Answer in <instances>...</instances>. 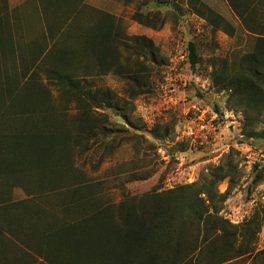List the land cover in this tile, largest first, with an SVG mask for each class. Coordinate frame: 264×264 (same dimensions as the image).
Here are the masks:
<instances>
[{
	"label": "trees",
	"instance_id": "1",
	"mask_svg": "<svg viewBox=\"0 0 264 264\" xmlns=\"http://www.w3.org/2000/svg\"><path fill=\"white\" fill-rule=\"evenodd\" d=\"M38 1L43 34L24 41L18 9L12 13L0 0V264H264L257 247L264 206L263 214L236 224L212 204L227 198L216 191L227 176L222 167L208 183L127 193L118 203L104 181L83 173V155L99 168L120 144L104 110L125 113L150 90V74L164 57L152 39L126 35L114 14L85 0ZM227 1L256 41L234 62L214 58L212 81L227 106L242 111L245 134L264 140V127L254 128L264 122V0ZM85 9L95 12L89 26ZM197 11L234 32L210 7ZM134 18L157 26L161 15ZM189 58L194 67L200 62L194 42ZM89 68L122 76L129 98L94 85ZM257 178L264 180V171Z\"/></svg>",
	"mask_w": 264,
	"mask_h": 264
},
{
	"label": "rangeland",
	"instance_id": "2",
	"mask_svg": "<svg viewBox=\"0 0 264 264\" xmlns=\"http://www.w3.org/2000/svg\"><path fill=\"white\" fill-rule=\"evenodd\" d=\"M85 1L114 14L126 35L152 39L160 48L164 64L152 70L150 90L132 99L125 113L118 109L104 110L113 123L116 142L120 144L111 155L108 153L99 168L94 167V158L83 155L80 158L84 164L83 173L104 181L108 198L118 203L127 193L208 183L216 168L222 167L227 176L216 185V191L220 195L228 193L227 198L221 201L218 195L212 203L220 214L236 224L249 220L258 212L263 214L264 180L256 179V175L264 171V140L245 134L250 127H246L242 111L228 107L226 93L219 91L212 81L214 58L234 62L251 51L256 41L228 1ZM8 2L12 13L17 8L22 18L19 38L26 41L43 34V25L38 19V0ZM201 4L227 19L234 32L230 34L203 18L197 11ZM85 10L83 22L86 26L95 12ZM137 12H157L161 20L157 26H149L134 18ZM191 42L195 43L200 58L195 67L189 58ZM142 59H136L135 63ZM89 73L94 85L112 89L119 98H129L122 76L113 72L100 74L91 69ZM40 75L42 81L49 84L45 72ZM48 89L54 97H59L54 85H48ZM70 105L75 106L74 103ZM263 127L264 122L254 128L261 130ZM101 152L102 148H98L95 156L98 158ZM133 178L135 180L129 181ZM258 236L257 247L262 250L264 222Z\"/></svg>",
	"mask_w": 264,
	"mask_h": 264
},
{
	"label": "crops",
	"instance_id": "3",
	"mask_svg": "<svg viewBox=\"0 0 264 264\" xmlns=\"http://www.w3.org/2000/svg\"><path fill=\"white\" fill-rule=\"evenodd\" d=\"M249 263L251 264V260H249L246 264H249Z\"/></svg>",
	"mask_w": 264,
	"mask_h": 264
},
{
	"label": "built area",
	"instance_id": "4",
	"mask_svg": "<svg viewBox=\"0 0 264 264\" xmlns=\"http://www.w3.org/2000/svg\"><path fill=\"white\" fill-rule=\"evenodd\" d=\"M202 127L204 128V127H206L205 125H202Z\"/></svg>",
	"mask_w": 264,
	"mask_h": 264
}]
</instances>
